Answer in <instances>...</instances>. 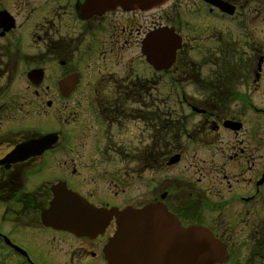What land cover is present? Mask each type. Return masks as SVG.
Returning a JSON list of instances; mask_svg holds the SVG:
<instances>
[{"label": "flooded vegetation", "instance_id": "1", "mask_svg": "<svg viewBox=\"0 0 264 264\" xmlns=\"http://www.w3.org/2000/svg\"><path fill=\"white\" fill-rule=\"evenodd\" d=\"M15 1L17 14L6 9L15 27L0 28V264H45L35 255L45 248L52 249L53 264H107L103 247L114 219L93 238L42 222L56 183L101 208L163 204L181 227H201L222 245L216 264H264V124L256 122L257 117L264 122V106L253 101L264 92V46L247 45L240 53L239 35L205 32L217 44L207 63L177 61L162 81V72L145 63L140 44L161 21L176 19L178 0H139L136 6L110 0L116 6L103 14H92V0L87 8L86 0ZM207 1L193 3L199 2L207 18L242 29L261 11L249 8L251 0ZM120 21L124 25L116 24ZM97 37L104 38L95 51L102 56L106 39L111 51L134 43L136 61L91 63L92 78H85L88 68L80 60L94 52ZM145 64L148 77L137 71ZM35 70L42 77L32 81ZM72 75L78 81L73 88L59 85ZM162 82L176 92L182 86L195 92L166 91ZM85 87L92 88L87 152L77 129L67 137L80 119L64 116L74 112L66 110L68 102L86 100ZM229 100L236 109L223 116L221 104ZM191 116L199 118L190 122ZM49 120L57 126L49 129ZM52 133L57 140L50 148L33 142ZM198 154L201 166L191 161ZM216 156L220 164L211 160ZM146 170L152 171L151 186L141 179Z\"/></svg>", "mask_w": 264, "mask_h": 264}, {"label": "water", "instance_id": "2", "mask_svg": "<svg viewBox=\"0 0 264 264\" xmlns=\"http://www.w3.org/2000/svg\"><path fill=\"white\" fill-rule=\"evenodd\" d=\"M159 60L171 62L169 55L163 50ZM54 193L55 197L48 211L49 219L55 225L77 234L96 233L107 220L116 216V232L105 247L106 257L111 264H211L220 255L215 241L209 237L205 239L207 237L203 234L193 233L191 242L186 239L187 235L179 234L176 227L171 226L170 235H164L168 229L167 223L174 224L175 219L158 205L109 212L94 209L76 194L63 188L56 187ZM169 239L170 244L182 246V253L173 250L172 256L168 257L163 245L169 246Z\"/></svg>", "mask_w": 264, "mask_h": 264}, {"label": "rangeland", "instance_id": "3", "mask_svg": "<svg viewBox=\"0 0 264 264\" xmlns=\"http://www.w3.org/2000/svg\"><path fill=\"white\" fill-rule=\"evenodd\" d=\"M13 1H15V0H0V5H2V7H0V9L2 10L5 8L8 10H11L13 14H17L16 12L13 11V9L11 7L12 5H14ZM179 1L181 3H184L186 5V8L192 7L193 9H195L194 5H192L193 0H191V3L188 2L189 0H178V2ZM250 4L251 5L249 8L251 10H254L255 8H257V9L261 8V9H258L261 11H260V14L256 17H254L255 19L253 21H250V23H247L246 28L244 27L243 29L241 27H236V25L234 23H231L230 21H223L222 22V21H218V20L213 19V18H209V17L207 18L206 15L201 11L200 12H193V14L189 13L188 11H185L186 15L183 12L181 15L182 18L180 17V14L177 13V15L180 17L178 19L177 26L181 30H183L184 33H187V34H190V32H192V31L203 30L205 28L204 32H207L208 34L210 33L209 35L212 37H216L217 33L221 34L222 32H227V34H228L231 32L235 38L240 36V40H238L239 42H237L238 45L236 46L237 50H239V47L243 48V50H239L240 53L242 51L247 50V45L254 46V47H256V49H258L259 47L264 46V7H260V5H264V0H251ZM179 9H180V7H176L177 11H179ZM185 19L188 22V24H187L188 27L186 26ZM180 21H182L181 24H180ZM39 24H41V22ZM116 24L120 25V24H123V22H121V21L116 22ZM142 25H145V22ZM234 25H235V27H234ZM109 31H110V29H109ZM237 35H239V36H237ZM103 39L104 38L100 39L99 37H97V43L95 45L94 52H92V54H89V53L85 54L82 57V59L80 60V62H81L80 65L82 66V68H84V67L88 68V72L86 74L84 72L85 78H89V79L92 78V65H91V63L92 64L95 63L96 66L99 67L100 62H106V63H108V62L113 63L114 62V63H116V62L120 61L122 63V62H126L128 60H131V59L133 62L136 61L137 57H135L134 49L132 50L129 47V48H127V50H121L122 48H116L115 47L116 49H113L111 51L110 43H109L108 39H106V49H107L106 53L102 56L99 53L95 52L99 49L101 41ZM240 44H241V46H240ZM216 46H217V44L213 43L211 40L209 41V39L204 37L202 44L199 45V47L195 48L197 50L198 54L202 53V54L197 55V58L201 59L202 62L205 61V63H207L206 61L209 59V56H210V54H208V52H210L212 49H215ZM190 56L195 57V56H192L191 53H190ZM187 57H188V55H187ZM53 67L57 68V66H55V65H53ZM106 67H108L110 69H115L114 65H107ZM139 69H142V70H137V71L142 73V74L144 73L145 75H147V77L150 75L149 74L150 71L148 70L147 67L143 66V67H140ZM206 73L207 72L204 69V74H206ZM164 77H166V76L162 75V81L164 80ZM263 78H264V76H263ZM261 83H264V81H262ZM162 85L166 91H168V88H172L173 92L174 93L176 92V87L174 85H170V84H169V86H168V84L164 85L163 82H162ZM15 87L20 88L19 84H17V86H15ZM193 90H196L201 94V92L199 91V89H197V87L193 86ZM161 91H163V89ZM178 92H179V90L176 93H178ZM186 92L191 93V92H195V91H191L190 88H186ZM82 93L83 94L85 93L87 95L85 101H81V100L78 101L82 107L79 108V105L77 104L78 102L70 101L67 103L68 106H67L66 110H71L74 112H67L64 114V116L68 117L65 120H68V119H70V117H74V116L78 117L80 119L79 123H78L79 128L77 126H76V128L71 127L70 132L67 134V137L71 140L72 136L75 134V129H77L76 137H79V136L85 137V140L80 138L77 141L83 142V140H84V145H85V149L87 152L88 146H90V144L92 143L91 142L92 138L90 139V137L92 135V129L90 130L88 128V126L92 124V118L89 117L92 105L90 106V103H88V100H87L90 98V95H92V88L85 87L83 89ZM263 95H264V92H261V91L257 92L255 94V96L253 95V99H254L253 101H255V103L260 105V106H264V96ZM259 96H261V97H259ZM234 103H235L234 101L229 100L228 102L224 103V105L221 104L220 108H221V110H223V114H222L223 116H225L226 114H229V109L230 110L236 109V106L234 105ZM79 111H81L80 116H79ZM246 117H248V116H246ZM198 118L199 117H197V116H191L190 122H196ZM188 121H189V117H188ZM256 122L258 124H262V125L264 124L263 120L260 117H257ZM250 123L253 124L252 115H250ZM46 124L47 125H45V126H47L49 129H52L53 127L57 126V120H55V121L49 120V122ZM222 139H223V141H226L227 137L222 135ZM78 145H80V144H78ZM86 152H85V154H86ZM201 159H203V157L198 154L197 157L191 158V161L192 162L195 161L194 163L198 164V166H201L202 165ZM205 159L208 161V158H205ZM211 160L215 161L217 164H220L219 163L220 161L218 160V156L211 158ZM177 172H179V171H177ZM141 175H142L141 179H143V182H147L149 184V186H151L150 180L152 178V171L146 170V171H144V173H141ZM139 184H140V182L137 183L136 185H139ZM36 190H38V189H36ZM32 194H33V192H32ZM29 247L31 248V251H33L32 247H34V245L29 243ZM51 250L52 249H50V248L49 249L45 248V251L40 252L42 255H40V254L37 255V253L35 254L34 251H33V253L36 255L37 258L41 259L42 261L44 260L43 262L45 264H53V261L51 259L53 257H51V254H50ZM42 252H44L45 254ZM75 254H76V252H75ZM55 264H56V262H55Z\"/></svg>", "mask_w": 264, "mask_h": 264}]
</instances>
